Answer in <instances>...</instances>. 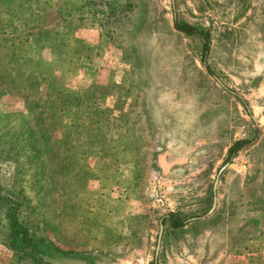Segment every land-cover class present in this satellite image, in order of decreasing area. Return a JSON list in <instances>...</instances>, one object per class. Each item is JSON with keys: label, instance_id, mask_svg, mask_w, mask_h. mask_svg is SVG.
<instances>
[{"label": "rangeland", "instance_id": "374dc122", "mask_svg": "<svg viewBox=\"0 0 264 264\" xmlns=\"http://www.w3.org/2000/svg\"><path fill=\"white\" fill-rule=\"evenodd\" d=\"M133 1L115 25L123 0H0V186L42 264H240L264 242V0Z\"/></svg>", "mask_w": 264, "mask_h": 264}, {"label": "trees", "instance_id": "16d2710c", "mask_svg": "<svg viewBox=\"0 0 264 264\" xmlns=\"http://www.w3.org/2000/svg\"><path fill=\"white\" fill-rule=\"evenodd\" d=\"M88 5L89 2H86L84 6ZM134 5V1L131 2V0H123V4L119 6L110 7V4H107V12L104 11L102 14L105 19L107 18V21H115V25H117V23L124 22L121 17H127L128 13H130L128 16L131 18L135 8ZM137 12L135 10L134 14L140 15ZM142 18L143 16L138 18L137 21H142ZM139 25H141V23ZM173 29L187 37L192 35L199 36L203 42L201 46V59L205 58L209 47V38L206 32L204 33L192 25L176 20L173 21ZM135 31H138V26L134 29V32ZM202 61L204 60H201V62ZM247 143H249V141L245 139L232 142L226 149L224 161L230 163V160L235 157ZM1 188L0 186V243L9 249L17 260L24 262V264H42L43 260H49L51 258V244L38 236L33 227L31 207H28L29 205L20 196L19 198L21 201L18 202L15 194H11L6 189ZM253 202L256 203L255 200H250L248 204ZM259 220V217L255 216L251 220V223L256 225ZM163 222H166L171 229L182 228L185 225L184 218L178 217L172 213L163 217L162 223Z\"/></svg>", "mask_w": 264, "mask_h": 264}, {"label": "crops", "instance_id": "0c3cea01", "mask_svg": "<svg viewBox=\"0 0 264 264\" xmlns=\"http://www.w3.org/2000/svg\"><path fill=\"white\" fill-rule=\"evenodd\" d=\"M262 236L264 237V234H262L261 237ZM255 247H258V249H256L257 253H253L252 251L247 252L246 250L245 257L240 260V264H264V242Z\"/></svg>", "mask_w": 264, "mask_h": 264}, {"label": "water", "instance_id": "95a60500", "mask_svg": "<svg viewBox=\"0 0 264 264\" xmlns=\"http://www.w3.org/2000/svg\"><path fill=\"white\" fill-rule=\"evenodd\" d=\"M223 168V167H222ZM221 168V169H222ZM216 182H217V177H216V179H215V182H214V185H213V189H214V187H215V185H216ZM215 197H213V203H212V207H211V210L214 208V206H215ZM161 229H162V225L160 224L159 225V234H158V238H157V241H159V239H160V233H161ZM157 249V248H156Z\"/></svg>", "mask_w": 264, "mask_h": 264}]
</instances>
